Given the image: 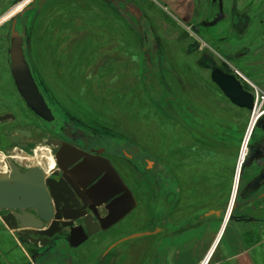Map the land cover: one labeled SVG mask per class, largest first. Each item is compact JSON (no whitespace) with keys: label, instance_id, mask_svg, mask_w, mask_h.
<instances>
[{"label":"rangeland","instance_id":"374dc122","mask_svg":"<svg viewBox=\"0 0 264 264\" xmlns=\"http://www.w3.org/2000/svg\"><path fill=\"white\" fill-rule=\"evenodd\" d=\"M19 1L0 0V19ZM122 1L119 11L109 0H31L17 13L25 56L56 121L66 122L76 143L103 147L137 201L76 249L82 264H101L109 244L166 221L209 209L226 216L251 110L231 103L210 72L226 61L264 85V0H223L222 19L209 27H200L210 13L200 12L201 6L197 12L195 0ZM182 2L188 21L176 11ZM12 17L0 22L4 89L13 85ZM242 52L250 56L240 57ZM263 129L259 123L250 136L245 160ZM260 170L249 160L243 167L233 217H264V187L246 190L249 175L257 178ZM158 234L120 242L111 250L112 264H148ZM6 244L13 248L14 242ZM57 249L64 252L61 242Z\"/></svg>","mask_w":264,"mask_h":264},{"label":"water","instance_id":"95a60500","mask_svg":"<svg viewBox=\"0 0 264 264\" xmlns=\"http://www.w3.org/2000/svg\"><path fill=\"white\" fill-rule=\"evenodd\" d=\"M25 9L26 6L19 12L22 13ZM17 13L12 17L10 32L11 75L27 106L39 116L50 120V111L35 85L23 54V39L15 27ZM210 78L231 103L252 109L253 93L245 90L234 74L214 68L210 72ZM6 117L7 115L0 116V121ZM93 151L101 153L103 149ZM247 162L248 157L241 168H238L237 187ZM55 163L62 171L58 180L46 177L36 166L20 171L11 160L8 164L9 172L0 174V212H3L0 219L14 232L19 241L26 237L30 242L44 246L48 239L59 233L57 226L60 222L65 226L63 231L66 233L67 242L71 246H77L89 235L106 230L120 221L136 206L131 189L108 158L63 142L55 154ZM98 175L99 179L95 180ZM237 190L238 188H235L228 217L237 205ZM98 196L101 198L97 199ZM73 205L81 206L83 210L72 214L70 208ZM101 205L106 209L104 216L98 212ZM29 209L33 210V213L29 212ZM88 210L92 214H89ZM211 213L219 216L221 210H209L205 215ZM77 218L83 219V226H72ZM153 233L155 231L150 230L135 232L120 238L110 247L130 238Z\"/></svg>","mask_w":264,"mask_h":264},{"label":"flooded vegetation","instance_id":"af4514ba","mask_svg":"<svg viewBox=\"0 0 264 264\" xmlns=\"http://www.w3.org/2000/svg\"><path fill=\"white\" fill-rule=\"evenodd\" d=\"M155 1H160V0H155ZM130 2H131V0H123L122 4L125 5L126 3L128 4ZM109 3L112 6H115V5L118 6L117 7L118 9L120 7V5H119L120 0H109ZM167 3H168V1H167ZM194 4H195L194 6H195L197 12L200 11L203 14L205 13V15H207V13H210L209 17H203L201 19L200 27L214 26L223 17V12H222L223 0H203V1L202 0H195ZM230 5H232V9H233V8H235L236 4L234 2H232V4L230 3ZM199 6H201L202 9H200L198 11L197 7H199ZM176 7H177L176 11L181 12L180 17L182 19L188 21L190 18V16H189L190 12H187L184 2H182L181 4H178ZM119 11H122V10L119 9ZM241 22H243V20ZM246 22L248 23V20H246ZM237 23H239V22L237 21ZM11 25H12V22H11ZM10 32H11V29H10ZM9 39H10V37H9ZM22 39H23V37H22ZM10 44H11V40H10ZM23 44H24V39H23V43H22V48H23ZM9 48H10V45H9ZM9 48H8V57H9V64H10ZM262 52L264 53V50ZM236 53H238V52H236ZM23 54H24V57H25L28 65H29L31 75L33 77L35 85H36L38 91L40 92L44 102L46 103L47 108L50 111L51 119L47 120V119L39 116L38 114H36L34 111H32L27 106V104L25 103V101L22 99L19 92L17 91V88L14 84V81H13V85L10 86L8 89L7 88L6 89L0 88V105H2L0 107H3L2 109H0V116L7 115L5 120L0 121V153L9 154L12 151H14L15 149H19L22 152H24L25 154L31 155L36 147H38L39 145H46L50 148V152H51V154H53V156L55 158V154L59 150L60 145L63 142H65V143L73 144V145H75V146H77V147H79V148H81L87 152H93L96 155H100V156L108 158L105 155V149L103 147H96V148L90 147L89 148V147L83 146L79 143H76L75 142V135L72 132V130L68 129L66 122H64L63 123L64 125H62L60 121H56L55 115L53 113V109L51 107V103L46 98L42 86L37 82V80L33 74V71L31 69V66H30V64H29V62L25 56L24 49H23ZM239 56L240 57L241 56L247 57V56H250V54H248L246 52H244V53L242 52L241 55H239ZM222 65L223 66L221 68H218V69H220L223 72L228 73V74H234L235 77L240 81L242 87L245 90L251 91V90H249L251 87L250 83H253L259 87H264V85H259L255 82L249 80L248 77H246L244 74H242L238 68H236L233 65H229L226 61H224ZM254 68L255 67H252L251 70L254 71L255 70ZM236 70L239 71L241 73V75L244 76L245 78L240 76ZM10 74H11V67H10ZM11 77H12V75H11ZM12 80H13V78H12ZM13 105L15 106L14 108H12ZM259 123H260V125H263V127H264V114L258 118L254 127L256 128L259 125ZM255 128H254V130H255ZM62 135H67V136L70 135L71 139H65L62 137ZM86 139H89V138L86 137ZM97 149H103V151L101 153H97V152L93 151V150H97ZM9 160H11L13 163H15L20 171H24L27 168L32 167V166L25 167L23 165H20L17 162H15L14 160H12V158L10 156H6L5 161L7 162V165L9 164ZM248 160H249V163H254L255 165H257L259 169L262 168L261 169L262 171L260 170L261 175L258 176L257 178L255 177L253 179V181L251 182V184L248 185L246 190L258 191L261 187H264V129H263L262 137H260L255 142L254 145H252ZM156 164H157V162L155 161V165ZM169 167H171V166H169ZM9 170L10 169H9V165H8V169H7L6 173L9 172ZM154 170H155L154 175L157 177L159 175V173H158L159 169L157 168V166L154 168ZM117 172L119 173L118 170H117ZM61 174H62V171L57 167V164L55 163V168L50 173L45 174V176L48 178H51V179L58 180L59 178H61ZM170 174L172 175V173H170ZM119 175L121 176L120 173H119ZM99 177H100V175L96 176L95 180L99 179ZM121 178L123 179L122 176H121ZM123 181L125 182L124 179H123ZM88 182H89V176H88ZM88 187H89V185H88ZM242 195H243V193H242ZM99 198H101V197L98 196L97 199H99ZM263 201H264V196H263ZM136 205H137V201H136ZM70 209H71L70 212L72 214L78 213V212L83 210L81 208V206L77 207L74 205ZM209 210H220V209H209ZM28 211L33 213V210H31V209H29ZM98 212H99V215H101V216H104L106 214V209L104 208L103 205H101L98 208ZM88 213L92 214V212L90 210H88ZM221 213H222V211H221ZM211 214L213 216H217L214 213H211ZM211 214H209L208 216H211ZM204 215H205V213L201 216H204ZM249 218L250 217H248L246 219L249 220ZM254 219H255V222L259 221L258 218H254ZM161 224H163V221H161ZM77 225L83 226V219L82 218H77L73 221L72 226H77ZM64 228H65V226H63L60 222H58L57 229L59 230V233H55L52 236V238H50V240L48 239L47 243L44 246L30 242L29 240H27L26 237H23L20 242L23 245H25V248H26L27 253L29 255L28 264H80L81 260L79 259V255L77 254L78 251L76 249L79 248L88 239H90L91 236H93L95 233L92 235H89L86 238V240L83 241L82 243H80L79 245L71 246L67 242L66 233L63 231ZM101 231H103V230H101ZM153 231H155V233L161 234L165 231V227L157 225L156 227H154ZM155 233H153V234H155ZM119 239H117V240H119ZM59 242H61V245L64 248L63 253H61V250L57 249ZM113 243H111V244H113ZM119 243H116V245H118ZM111 244H109L108 247L101 253V259H100L101 261L99 263H101V264H112L113 263L116 255H115V253L111 254V250H113V248L116 247V245H114L113 247H110ZM90 251L91 250H89V252ZM86 252H88V251H86ZM89 255H90V253H89Z\"/></svg>","mask_w":264,"mask_h":264},{"label":"crops","instance_id":"0c3cea01","mask_svg":"<svg viewBox=\"0 0 264 264\" xmlns=\"http://www.w3.org/2000/svg\"><path fill=\"white\" fill-rule=\"evenodd\" d=\"M253 179L249 175L250 184ZM232 214L227 220L222 215H200L167 221L165 231L157 235L148 264H264V217ZM231 219L235 223L230 224ZM0 224V264L29 260L25 245L1 219ZM11 241L13 248L6 244Z\"/></svg>","mask_w":264,"mask_h":264},{"label":"bare ground","instance_id":"6f19581e","mask_svg":"<svg viewBox=\"0 0 264 264\" xmlns=\"http://www.w3.org/2000/svg\"><path fill=\"white\" fill-rule=\"evenodd\" d=\"M31 0H21L19 1L3 18L0 19V22L11 17L12 15H15L17 12L20 11V9H22L24 6H26ZM254 120V117L251 120V123L248 126V133L251 129V124ZM255 128V127H254ZM254 128L251 131V136L253 135L254 132ZM247 133V134H248ZM245 148H242V151L239 155V163H243V161L245 160L246 157V152H245ZM6 156H10L12 158V160H14L15 162H17L20 165H23L25 167L27 166H36L39 167L45 174L50 173L54 168H55V158L53 156V154H51L50 152V148L46 145H39L38 147L35 148V150L33 151V153L31 155H27L24 152H22L19 149H15L14 151H12L11 153L7 154V153H0V173H6L7 169H8V165L7 162L5 161ZM237 165V170L235 172V176H234V184H233V190L231 193V198L229 200V204H228V210L225 216V220H227L229 217L228 213L233 201V194L235 191V188H238L236 186V180H237V176H238V168L241 165ZM240 181V179H239ZM236 186V187H235Z\"/></svg>","mask_w":264,"mask_h":264},{"label":"built area","instance_id":"2783aa9c","mask_svg":"<svg viewBox=\"0 0 264 264\" xmlns=\"http://www.w3.org/2000/svg\"><path fill=\"white\" fill-rule=\"evenodd\" d=\"M237 73L240 76H242L239 71H237ZM242 77L245 78L244 76H242ZM250 84H251V87H252V91L251 92L253 93V107L251 109L250 123H251V120H252L253 117H254V120H253V122L251 124V129H250L249 133H248V131H246V133H245L244 141L242 143V147H241V150H240V153H241L242 148H245L246 155L248 153V142H249V139H250V136H251L252 128L254 127L256 121L258 120V118L264 114V87L256 86L253 83H250ZM247 130H248V128H247ZM240 165H241V163H240Z\"/></svg>","mask_w":264,"mask_h":264}]
</instances>
